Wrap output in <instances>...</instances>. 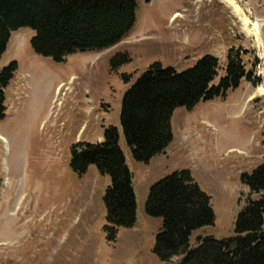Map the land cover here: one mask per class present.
Listing matches in <instances>:
<instances>
[{"label": "rangeland", "instance_id": "1", "mask_svg": "<svg viewBox=\"0 0 264 264\" xmlns=\"http://www.w3.org/2000/svg\"><path fill=\"white\" fill-rule=\"evenodd\" d=\"M233 1L239 16L221 0H137L135 24L119 44L62 63L33 52L32 30L11 34L0 61V70L17 65L0 121V264H159L153 247L162 220L145 214L148 192L185 170L215 215L191 245L233 237L249 195L241 176L264 163V0ZM244 18L254 24L251 35L243 31ZM231 49L242 53L250 82L190 111L176 109L164 154L134 162L119 121L123 94L135 80L154 63L181 73L206 55L224 69ZM116 54L130 62L112 71ZM109 127L118 130L138 205L136 224L119 229L114 242L104 231L109 177L94 165L82 178L69 168L73 146L101 143Z\"/></svg>", "mask_w": 264, "mask_h": 264}, {"label": "trees", "instance_id": "2", "mask_svg": "<svg viewBox=\"0 0 264 264\" xmlns=\"http://www.w3.org/2000/svg\"><path fill=\"white\" fill-rule=\"evenodd\" d=\"M136 10L137 0H0V61L11 34L24 28L35 33L33 52L54 63L79 52L108 50L130 33ZM225 61L223 69L217 58L206 55L181 73L154 63L135 80L123 94L119 121L134 162L147 164L164 154L173 140L171 118L176 109L190 111L200 103L224 98L243 80L250 82L241 52L229 50ZM129 62L127 54H116L110 68L116 71ZM15 71V63L0 70V121L5 118V91ZM220 71L223 75L214 85ZM70 151L69 168L78 177L94 165L110 179L103 197L104 231L114 242L119 229L133 228L137 220L134 175L119 149L118 130L109 127L101 143H80ZM241 182L249 195L236 218L233 237L197 238L195 246L192 235L215 222L210 197L186 170L151 186L145 214L162 220L153 247L159 264H264V163L250 175L242 174Z\"/></svg>", "mask_w": 264, "mask_h": 264}, {"label": "bare ground", "instance_id": "3", "mask_svg": "<svg viewBox=\"0 0 264 264\" xmlns=\"http://www.w3.org/2000/svg\"><path fill=\"white\" fill-rule=\"evenodd\" d=\"M221 1L228 4L231 7V9H233V13L235 14V16H239L241 14V9H239V7L234 3L233 0H221ZM241 22L243 26V31L246 34L251 35L252 34L251 32L254 30V24H252L251 22L249 23V21L246 18L242 19Z\"/></svg>", "mask_w": 264, "mask_h": 264}, {"label": "crops", "instance_id": "4", "mask_svg": "<svg viewBox=\"0 0 264 264\" xmlns=\"http://www.w3.org/2000/svg\"><path fill=\"white\" fill-rule=\"evenodd\" d=\"M136 187L134 186V191H135V195H136V203H137V194H136ZM137 210H138V205H137Z\"/></svg>", "mask_w": 264, "mask_h": 264}]
</instances>
